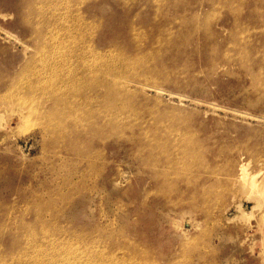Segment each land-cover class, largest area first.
<instances>
[{"label": "rangeland", "instance_id": "374dc122", "mask_svg": "<svg viewBox=\"0 0 264 264\" xmlns=\"http://www.w3.org/2000/svg\"><path fill=\"white\" fill-rule=\"evenodd\" d=\"M31 2L0 0V264H264V210L147 161L264 177V0Z\"/></svg>", "mask_w": 264, "mask_h": 264}, {"label": "bare ground", "instance_id": "6f19581e", "mask_svg": "<svg viewBox=\"0 0 264 264\" xmlns=\"http://www.w3.org/2000/svg\"><path fill=\"white\" fill-rule=\"evenodd\" d=\"M74 1V0H73ZM31 0H29V3L27 4V9H33L32 8V4L30 5ZM35 2V1H33ZM32 3V2H31ZM26 7V6H25ZM35 9V14L40 11L38 10V8H34ZM56 9V8H55ZM240 9V8H239ZM25 10V9H24ZM22 12V11H21ZM27 15V14H26ZM24 17V16H23ZM26 18V17H24ZM255 28V27H254ZM257 29V28H256ZM259 30V29H258ZM264 30V29H263ZM256 32V31H255ZM246 33V32H245ZM244 33V34H245ZM248 33V32H247ZM246 33V34H247ZM51 34V33H50ZM12 37V36H11ZM44 37V35H43ZM13 38V37H12ZM14 39V38H13ZM42 39V38H41ZM40 39V40H41ZM44 43V41H43ZM49 43V42H48ZM164 44V43H163ZM262 49V48H261ZM264 72V71H263ZM264 75V74H263ZM258 89V88H257ZM261 90V89H260ZM263 90V89H262ZM264 91V90H263ZM160 92V91H158ZM258 92V90H257ZM118 93V92H117ZM260 93V92H259ZM260 96V95H259ZM106 98V96H104ZM257 98V97H256ZM107 100V99H106ZM106 100L104 102H106ZM64 101V100H63ZM111 101V100H110ZM113 101V100H112ZM114 102V101H113ZM106 104V103H105ZM214 105V104H213ZM212 106V105H211ZM106 107V106H105ZM213 108V107H212ZM216 107H214L215 109ZM104 109V108H103ZM217 109V108H216ZM89 110V109H88ZM86 111V110H85ZM67 112V111H66ZM69 114L70 111L68 110ZM67 112V113H68ZM73 112V111H72ZM106 112V111H105ZM63 113V112H62ZM65 114V113H64ZM72 114V113H71ZM105 114V113H104ZM68 115V114H67ZM82 115V114H81ZM244 115V114H243ZM83 116V115H82ZM92 117V116H91ZM96 117V116H95ZM254 118H256L255 116H253ZM258 118V117H257ZM81 119V118H80ZM253 119V118H252ZM259 119V118H258ZM262 120V119H261ZM99 121V119H98ZM106 124V123H105ZM68 125V124H66ZM98 126V125H97ZM100 127V126H99ZM103 128V126H101ZM69 128V125H68ZM94 128V127H93ZM94 131V130H93ZM101 132V131H100ZM99 132V133H100ZM104 132V131H103ZM191 133V132H190ZM131 136V135H130ZM128 137V136H125ZM192 138V137H191ZM122 139V138H121ZM120 139V140H121ZM194 139V137H193ZM146 141V140H145ZM196 141V140H195ZM197 144L194 143H190L187 141L182 140V163L179 162H171L169 161L168 158L163 159V158H152V155H149L147 158V161L149 162H154L157 164H162V165H172V166H176V168H182L181 170H191L194 172H198V171H202V169L204 168H209L210 170V174L213 176H223L226 177L225 179L227 181H229L230 183H232L235 187V193H240L242 195V197H244V199L247 200V202L249 201L250 203H253L254 206H252V210L251 211H244L242 210V217L248 218V219H252L253 217H255V210H264V177L262 178L260 175L261 173V169H257V170H252L250 169V163L251 161H247V162H241L240 164H237L231 160H227L224 165L220 168L217 165H209L206 164L202 158V151L199 150L196 147ZM151 148V147H150ZM159 148V147H158ZM159 152V151H158ZM165 152V151H164ZM246 153L249 154H254V151L252 150H246ZM152 154V153H151ZM163 154V152H162ZM157 155V154H156ZM158 156V155H157ZM159 157V156H158ZM167 157V156H166ZM258 158V157H257ZM250 160V159H249ZM146 165V164H145ZM168 166V167H169ZM155 167L157 168V166L155 165ZM260 167V166H259ZM163 168V167H162ZM171 168V167H170ZM178 170V169H177ZM181 172V171H180ZM184 174V172H183ZM182 174V175H183ZM264 176V175H263ZM232 186V185H231ZM233 186V187H234ZM186 202V201H185ZM240 206H238L239 208ZM190 210V209H188ZM186 210V211H188ZM248 210V209H247ZM184 211V210H182ZM264 218V217H263ZM236 219V218H235ZM238 219V218H237ZM254 219V218H253ZM250 221V220H248ZM193 244V243H192ZM134 256V255H133ZM137 256V255H136Z\"/></svg>", "mask_w": 264, "mask_h": 264}]
</instances>
